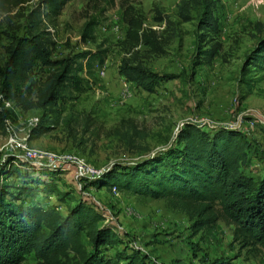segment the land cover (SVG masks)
I'll return each instance as SVG.
<instances>
[{
  "label": "rangeland",
  "instance_id": "374dc122",
  "mask_svg": "<svg viewBox=\"0 0 264 264\" xmlns=\"http://www.w3.org/2000/svg\"><path fill=\"white\" fill-rule=\"evenodd\" d=\"M0 0V61L5 60L3 31L16 29L24 22L28 11L41 0ZM179 0H69L53 23L56 45L53 58L106 49L102 64L95 65L91 74H82L85 91L61 104L60 121L51 129L29 142L33 147L48 150H69L83 156L98 168L113 162L134 161L139 147L148 153L161 149L171 141L184 122L199 125L227 126L240 129L251 142L248 162L243 171L259 178L264 172V65L251 66L247 56L264 35V0H218L219 31L216 39L220 49L211 63H198L196 58L197 18L181 21L176 15ZM156 9L171 21L169 26L158 22ZM100 20L95 39L82 42L83 23L92 16ZM128 21L141 23L143 28L156 31L163 50L156 52L143 44L131 48L126 36ZM20 32V31H18ZM173 34H175L173 36ZM141 62L158 74H174L160 82L153 93L142 90L119 74L122 59ZM56 67L38 70L44 79ZM103 68L104 75H99ZM42 110L18 108L14 117L20 121L41 117ZM37 121V122H38ZM20 126V125H19ZM35 126H32L29 130ZM122 133L132 135L131 148ZM14 155L7 144L4 126L0 128V161ZM0 177V182H2ZM4 183L16 184L14 177ZM59 189L67 192L66 203L88 197L104 215V223L129 239L117 245L121 250H138L145 256L144 264H199L215 258L231 259L236 264H264V251L253 246L243 247L234 241L232 226L218 221L194 234L185 213L173 209L165 199H152L128 191L116 194L103 189L97 192L73 175L72 168L63 173ZM14 191V190H12ZM48 205L57 204L61 213L66 206L55 196L28 199ZM125 236L122 239L125 241ZM104 256H113L114 248L102 247ZM25 263H35L29 255Z\"/></svg>",
  "mask_w": 264,
  "mask_h": 264
},
{
  "label": "trees",
  "instance_id": "16d2710c",
  "mask_svg": "<svg viewBox=\"0 0 264 264\" xmlns=\"http://www.w3.org/2000/svg\"><path fill=\"white\" fill-rule=\"evenodd\" d=\"M69 0H41L30 9L16 29L3 31L5 60L0 61V128L11 110L3 107L9 100L17 108L42 110L39 121L30 131V139L48 132L60 121L61 104L85 91L82 74H91L102 64L106 49L97 47L55 59L52 56L56 39L53 23ZM21 2L18 0L15 4ZM218 0H179L176 15L189 21L195 13L197 24L196 58L198 63H211L220 49ZM158 22L171 23L156 9ZM100 20L94 15L81 28L82 42L95 39ZM126 39L131 48L143 44L161 52L162 42L156 31L141 23L128 21ZM20 31V32H18ZM175 34H173L174 36ZM1 40V39H0ZM246 69L264 65V35L247 56ZM56 67L47 77H37L38 70ZM119 74L142 90L153 93L160 82L174 74H158L141 62L122 59ZM264 131V126L262 127ZM122 138L129 148L133 139ZM251 142L240 129L227 126L199 125L184 122L173 139L161 149L134 161L113 162L92 178L82 179L88 187L111 192L128 191L152 199H165L169 206L186 214L194 234L223 220L232 226L234 241L264 251V172L259 178L246 174L242 166L248 162ZM63 173L59 168L35 167L15 155L0 161V264H144L140 251L119 250L117 245L129 237L104 223L105 217L92 199L82 197L73 205L66 203L67 192L59 189ZM14 177L16 184L4 183ZM14 190V191H12ZM112 193V192H111ZM55 196L66 206V213L57 204L48 205L28 199ZM125 236V241L122 237ZM114 248L113 256H104L102 247ZM148 264V263H147ZM199 264H236L229 259L203 260Z\"/></svg>",
  "mask_w": 264,
  "mask_h": 264
},
{
  "label": "built area",
  "instance_id": "2783aa9c",
  "mask_svg": "<svg viewBox=\"0 0 264 264\" xmlns=\"http://www.w3.org/2000/svg\"><path fill=\"white\" fill-rule=\"evenodd\" d=\"M51 31H53L50 28ZM99 75H104L103 68H99ZM3 107L11 110L9 116L4 119V128L7 133V144L14 155L35 167L59 168L67 173L72 168L73 175L79 179L92 178L98 175L103 168H98L88 162L83 156L69 150H48L33 147L29 142V130L37 124L38 119L31 118L16 124L14 117L18 113V108L9 100H3ZM1 109V107H0ZM111 192L116 194L118 190L111 188Z\"/></svg>",
  "mask_w": 264,
  "mask_h": 264
},
{
  "label": "crops",
  "instance_id": "0c3cea01",
  "mask_svg": "<svg viewBox=\"0 0 264 264\" xmlns=\"http://www.w3.org/2000/svg\"><path fill=\"white\" fill-rule=\"evenodd\" d=\"M103 189H104V188H102V189H97L96 191H97V192H99V191H101V192H102V191H103Z\"/></svg>",
  "mask_w": 264,
  "mask_h": 264
}]
</instances>
